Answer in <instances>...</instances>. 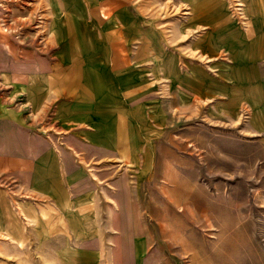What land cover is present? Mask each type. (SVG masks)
I'll return each instance as SVG.
<instances>
[{
	"label": "rangeland",
	"instance_id": "1",
	"mask_svg": "<svg viewBox=\"0 0 264 264\" xmlns=\"http://www.w3.org/2000/svg\"><path fill=\"white\" fill-rule=\"evenodd\" d=\"M189 3L133 0L134 42L152 50L153 65L112 77L121 86L111 100L123 107L115 109L125 119L121 143L130 147L98 165L109 178L77 166L65 186L62 138L45 196L31 192V171L30 188L17 172L0 175V264H264V0H225V43L234 25L246 29V10L258 24L257 46L240 53L235 44L197 47L211 34L195 27ZM46 8L44 0H0V110L32 113L26 88L37 75L68 66L84 78L106 74L100 37L90 49L79 34L65 48L48 33ZM37 127L44 137L62 134Z\"/></svg>",
	"mask_w": 264,
	"mask_h": 264
},
{
	"label": "crops",
	"instance_id": "2",
	"mask_svg": "<svg viewBox=\"0 0 264 264\" xmlns=\"http://www.w3.org/2000/svg\"><path fill=\"white\" fill-rule=\"evenodd\" d=\"M44 1L47 5L46 16L50 20L48 32L55 39L59 37L60 43L66 45L65 48L72 45L74 35L84 36L83 41L88 43L90 49L96 43L94 36L100 37L106 55V74L84 78L68 66L60 76L37 75L35 77L39 78L28 79L26 88L34 108L32 113L18 108L0 110V175L8 171L17 172L20 175L16 178L30 188L25 173L31 171V192L39 196L46 195L43 186L47 185L45 178L51 177V158L54 157L55 161L57 159L54 150L56 138H62L64 142L62 155L65 158V186L73 184L72 172L77 166L85 173L90 165L93 175L96 174L99 179L109 178L112 173L97 170L102 169L98 165L103 161H112L113 165L121 159L123 144L119 126L125 120L120 118L123 115L121 112L115 113V109L123 107L113 105L111 101L121 93L117 78L112 77L130 71H139V74L143 70L147 72L153 65L152 50L149 49L147 55L142 46L134 42L139 20L133 0ZM40 63L48 71L49 62L42 60ZM140 80L137 78V82ZM35 89L38 91L37 96ZM53 105H56V111L50 115ZM41 122L48 126L46 130L53 129L62 134L57 136L53 132L44 137L37 131L41 128L37 127ZM123 146L130 147V144ZM45 165L49 168L48 173L42 172ZM85 176L80 179L83 180ZM48 185L51 186L50 181ZM78 186H83V182L80 181ZM22 207H19L21 211L27 213L26 207Z\"/></svg>",
	"mask_w": 264,
	"mask_h": 264
},
{
	"label": "bare ground",
	"instance_id": "3",
	"mask_svg": "<svg viewBox=\"0 0 264 264\" xmlns=\"http://www.w3.org/2000/svg\"><path fill=\"white\" fill-rule=\"evenodd\" d=\"M189 1H190L189 4L191 5V9L193 11H195L197 18L199 19L198 23L196 25L194 24L195 27L196 28H201V27L203 28L204 27V28L210 29L211 35L207 38H203L197 44V47H199L202 51L211 52V51L215 50L214 48H220V47H222V45L226 46V44H231V45L235 44L238 47V51L240 53V50L242 49L241 46L244 47V45H245L246 48H249L251 45L257 46L253 43V41H255V40H253V33L252 32H253V30H256V25H258V24L256 22V18L254 16H252V14L250 13L249 10H246L244 12V15L247 19L246 24H248V25H246V29L242 31L240 26H238L237 24L234 25L232 27L233 37L229 40L228 43H225L223 41L222 37H224L226 35V31H227L226 27L232 19V18L228 19V17H225L222 15L227 11L225 0H189ZM261 10H262V12H264L263 8H261ZM240 19L242 20V18H240ZM236 22H234V24ZM74 36H72V37H74ZM220 38H221V40H219ZM76 39H79V41H80L79 37H76ZM46 42H47V40H46ZM54 42H55V39H54ZM240 43H242V44H240ZM49 44L53 45L52 43H49ZM72 45H73V43H72ZM32 54H33L32 60L34 59V62H37L36 55L34 56V53H32ZM212 55L213 54H209L207 56H212ZM262 57L264 59V55H262ZM44 61H45V59H44ZM33 65H35V64H33ZM30 67H31V64H30ZM22 214H24V211L22 212Z\"/></svg>",
	"mask_w": 264,
	"mask_h": 264
}]
</instances>
